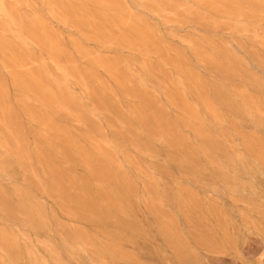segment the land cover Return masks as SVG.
<instances>
[{
    "label": "rangeland",
    "instance_id": "rangeland-1",
    "mask_svg": "<svg viewBox=\"0 0 264 264\" xmlns=\"http://www.w3.org/2000/svg\"><path fill=\"white\" fill-rule=\"evenodd\" d=\"M122 1L154 32L162 53L83 42L114 66L112 75L79 58L68 39L74 32L51 22L65 37L73 76L64 81L47 62L32 73L61 94L62 111L17 85L0 54V264H264V161L248 158L246 139L235 136L264 144V124L220 104L228 139L220 144L243 152L248 172L223 156L213 165L210 115L164 62L178 53L208 99L217 83L230 99L244 88L260 101L264 88L252 81L264 82L255 65L261 46L252 31L212 11L198 9L206 22H170L149 3ZM202 51L216 59L230 52L242 60L241 74L227 78ZM182 103L196 109L200 124H185ZM154 117L174 128L180 146L160 139L158 122L148 121ZM232 169L236 182L224 180Z\"/></svg>",
    "mask_w": 264,
    "mask_h": 264
},
{
    "label": "bare ground",
    "instance_id": "bare-ground-1",
    "mask_svg": "<svg viewBox=\"0 0 264 264\" xmlns=\"http://www.w3.org/2000/svg\"><path fill=\"white\" fill-rule=\"evenodd\" d=\"M138 1L149 3L154 11L164 17L166 21L178 22L179 19H187L192 22H206L208 17L199 14L198 11L199 8H202L220 14L224 19L233 23H238V28L242 31H252L255 42L261 46L263 52L262 56L255 60V65L264 74V0H175L177 3L157 0ZM39 7L44 12V16L38 11ZM182 7H184L183 14L179 16L176 11ZM51 22L74 32L73 35L77 38L69 35L68 39L79 58L90 59L92 64L103 68L112 75L116 72L114 66L106 64L100 58L93 57L84 48L83 42L92 41L102 46L109 45L131 50L136 46H141L146 55L162 53L160 46L155 43L154 32L139 18L133 17L122 0H0V54L5 59L4 66L12 73L13 80L17 85L27 93L38 97L45 105L52 106L57 112L64 110L65 106L61 94L52 92L43 82L40 74L32 73L33 67H43L47 62L57 76L64 81L73 76L66 67L67 64L73 62V57L64 46L65 37L51 26ZM113 29H116L118 34H114ZM34 48L39 49L41 54H34L31 50ZM198 55L211 62L212 66H222L223 73L227 78L234 77L241 71L242 60L237 59L230 52L223 55L224 57L220 56V59L214 58L211 53L206 51H202ZM180 57L177 53L174 59L169 58L164 62L170 63L178 73L179 84L186 86L198 97L195 107L202 105L210 115L213 131L206 138L211 150L213 165H217L219 157L223 156L226 162L233 165V168L237 165L247 171L245 154L232 147H227L230 150L227 152L225 146L220 144L221 137L224 143L228 139L220 129L224 124V119L219 114L218 106L223 104L237 116H243L244 118L241 120L251 118L255 122L258 119L257 125L260 123L263 125L264 100H255L248 95L244 88L234 90L233 99H230L228 90L217 83H213L209 88L212 99H208L206 95L208 89L203 81L187 70ZM19 71L23 72L26 78L16 74ZM124 84L120 83V86H124ZM252 85L264 88V82L261 80H253ZM84 88L86 91L89 90L85 84ZM1 95L0 92V97ZM235 99L239 100V104L235 103ZM181 106L189 116L186 125L200 124L195 108H191L185 103H182ZM2 112L8 119L7 112L4 109ZM154 119L158 122L157 131L160 139L165 142L175 141L180 146L182 140H179L180 138H177L173 133L174 128L165 120L163 121L161 117H154L148 121ZM235 136H238L243 142L246 139L248 158L260 165L264 161V144L254 135L247 138L237 132ZM234 172L232 169V174H226L224 180L236 182ZM256 172L262 174L261 171ZM2 239L3 237L0 236V242Z\"/></svg>",
    "mask_w": 264,
    "mask_h": 264
}]
</instances>
